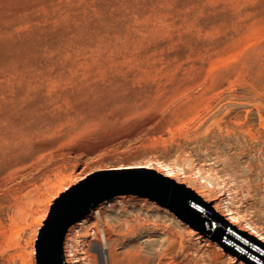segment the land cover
<instances>
[{
    "label": "rangeland",
    "instance_id": "obj_1",
    "mask_svg": "<svg viewBox=\"0 0 264 264\" xmlns=\"http://www.w3.org/2000/svg\"><path fill=\"white\" fill-rule=\"evenodd\" d=\"M216 152L257 186L246 207L264 228V0H0V264H37L59 198L45 212L40 196L72 174L128 188L105 207L112 239L124 234L113 243L122 264L150 232L151 264H226L218 246L257 264L263 244L215 192L168 184L152 165ZM87 218L78 258L103 264L100 224Z\"/></svg>",
    "mask_w": 264,
    "mask_h": 264
},
{
    "label": "bare ground",
    "instance_id": "obj_2",
    "mask_svg": "<svg viewBox=\"0 0 264 264\" xmlns=\"http://www.w3.org/2000/svg\"><path fill=\"white\" fill-rule=\"evenodd\" d=\"M215 151H218V150H215ZM216 153H217V155L212 154L211 157L203 160V162H201V163H198V160H196L193 157V155H190V153L189 154L185 153L184 155L179 156L177 158H174L173 160H170V161L160 160L159 158L152 160V165L155 167L157 166L158 168L160 167L162 169L163 173H165L169 179L173 178L172 180L179 179V180H183V181H190V182L195 183L198 187L206 188L207 190L211 191L212 193L215 192V195H213V196L220 198V200H218V202L216 204L217 207L219 208V210H221L223 213H226V210H227L228 211L227 214L232 215L231 218H233L232 219L233 222L235 224H237L236 227L241 229L244 236L249 237V238L251 237V240L253 238L252 241H257V242H259V244L262 243L264 246V228L262 226L258 225V223H256L255 220L251 218V214H252L251 209H250V207L248 209L246 207L247 201H249L251 199L252 195H254L253 190L256 191L257 186H256V188H254V186L251 183L250 177H248V175H246V173H244V172L240 173L235 165L229 164L228 162L226 163L225 162L226 159L223 160L225 157L222 159V156H219L220 153L219 152H216ZM216 157H218V158H216ZM146 166H149V164L144 165L143 168H147ZM137 167H138L137 165L135 167L134 166L121 167V169L118 170L117 172L129 171L131 169L133 171H135V168H137ZM244 170H242V171H244ZM247 170H249V169H247ZM145 172L146 171H144L142 173H145ZM257 173H258V171H257ZM159 174H161V173H159ZM94 175H97V174H94ZM242 175H244V176H242ZM258 175H259V173H258ZM263 180H264V178H263ZM56 181L59 182L60 177H57ZM73 181H74V178H73V174H72L68 179H66L65 181H62V183H59L58 186L55 185L56 183H53V184L50 183L52 185L49 186L47 189H44L46 191L44 193H42V196H40L41 198L39 200V204L40 203H41V205L43 203L45 204V212H46L48 204L51 200H52V202L50 204L49 210H50L54 200L57 197H60L65 192H68L71 189L79 186L76 183H75L76 185H74ZM176 182L179 184L178 181H176ZM79 184H81V183H79ZM253 184H254V182H253ZM263 186H264V184L259 186V188L261 189L262 192H263L262 189H264V188H262ZM190 190H193V189L190 188ZM57 191H58V193H57ZM193 191H195V190H193ZM258 191L260 192V190H258ZM195 192H197V191H195ZM122 196H125V194ZM120 197H121V194H118V195H115L113 198H109V199L101 202L97 207H95L93 209L91 214L82 218L80 221H78L76 224H74L70 227V229L68 230V233L66 235L65 242H64V253H65V258H66L67 264H80L81 263L79 258H78V255H77L76 248L78 246H77L76 241H77V237H78L79 232L80 231L82 232L86 229V227H84V228L82 227L83 230H81V226H86V225H84V223H85V221H87L88 216H92L93 218H95L94 222L95 223L98 222V224H100L99 228L102 231L103 238H102V241L97 243L96 250L101 254L100 256L103 257V264H122L120 262V258H121L120 255L118 253H116V251L113 249L114 248L113 243L115 242L117 246L120 244L122 245L124 243V234L122 232L121 233L118 232L116 234V236L114 237L115 239H112L113 238L112 233L110 232L109 227L106 224V221H104V220H106V215H107L106 208H109V207L113 208L114 204H112V203L117 202L120 199ZM192 199L199 201V202L201 201V200L196 199L195 197H191V200ZM206 200L211 205L210 206L211 209H214L215 208L214 205H212L210 203L211 200H208V198H206ZM201 202H203V201H201ZM109 204H111V205L108 206ZM225 207H226V210H225ZM42 208L44 210V206ZM43 210H42V212H43ZM132 229H128V230L130 231ZM132 233H134L136 237H138V235H139L138 230H135V229L132 231ZM150 233L147 234L146 236H140L139 237L142 240L141 241L142 245L138 246V248L136 250L129 252V259H128V262L125 264H151L150 256H156V254H160L159 251L154 250V248L152 247L155 240ZM234 234H236V232H234ZM236 236H238V238H242V236H240V234H236ZM242 242H248V240H246V238H242ZM232 243L234 244V242H232ZM249 243L250 242H248V244ZM116 245H115V247H116ZM214 246H216V245H214ZM234 246H236V248H240V246H244V244L236 243V244H234ZM250 246H254V244H250ZM258 247L259 246H256L254 248L255 252L260 250V248H258ZM256 248H258V250H256ZM116 249H117V247H116ZM216 249L217 250H215L216 254L214 257L217 261L222 259V260H224V263H226V264H249L252 262V261L248 262V260H246L242 256L241 257H238V256L235 257L232 254V252L230 251V249L228 251V249H222V248H219V246ZM240 250L242 253L246 252V250H244L243 248H240L239 252H240ZM250 250H252V248ZM106 252H107V254H106ZM260 252H262V254H264V250H260ZM257 253L259 254V252H257ZM262 254L259 256L260 258H264V256ZM251 257L253 260H255V262L257 261V264H263L261 260H258L259 259L258 256L251 254ZM84 261H88V260L84 259ZM88 263H86V264H88ZM34 264H35V262H34ZM195 264H210V263L207 259H202L199 262H196ZM253 264H256V263H254V261H253Z\"/></svg>",
    "mask_w": 264,
    "mask_h": 264
},
{
    "label": "water",
    "instance_id": "obj_3",
    "mask_svg": "<svg viewBox=\"0 0 264 264\" xmlns=\"http://www.w3.org/2000/svg\"><path fill=\"white\" fill-rule=\"evenodd\" d=\"M158 175L168 184L175 185L174 180L159 173ZM100 182V178L87 181L65 192L55 201L39 234L36 245L37 264H67L64 242L70 227L90 214L101 202L129 191L124 186L104 190ZM165 189L168 191L169 186L166 185ZM190 200L191 196H186L184 204H188Z\"/></svg>",
    "mask_w": 264,
    "mask_h": 264
},
{
    "label": "snow or ice",
    "instance_id": "obj_4",
    "mask_svg": "<svg viewBox=\"0 0 264 264\" xmlns=\"http://www.w3.org/2000/svg\"><path fill=\"white\" fill-rule=\"evenodd\" d=\"M211 205H209V207H210Z\"/></svg>",
    "mask_w": 264,
    "mask_h": 264
}]
</instances>
